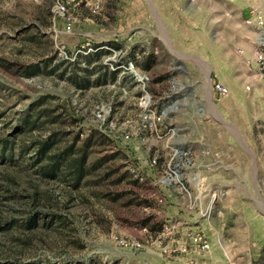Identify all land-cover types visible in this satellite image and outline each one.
<instances>
[{"label":"rangeland","instance_id":"rangeland-1","mask_svg":"<svg viewBox=\"0 0 264 264\" xmlns=\"http://www.w3.org/2000/svg\"><path fill=\"white\" fill-rule=\"evenodd\" d=\"M232 1L212 0L227 8ZM57 2L69 15L54 12ZM208 3L0 0V264H212L211 252L180 249L197 232L187 221L209 206L213 192L216 229L199 233L215 244L221 264H264V87L254 89L245 76L257 47L234 50L242 70H222L229 92L217 102L213 76L208 85L198 82L202 71L195 64L204 68L206 53L221 60L219 49L235 43L225 45L210 32L216 24L207 20ZM96 46L106 72H119L105 84L78 89L71 63ZM150 54L153 65L144 69ZM35 64L39 73H23ZM142 96L160 133H145L144 144L137 136ZM48 137L55 143L40 155ZM66 149L69 158L55 176L46 175ZM83 152L84 175L77 180L74 161ZM152 158L158 170L148 165ZM169 163L190 189V198L179 197L184 217L158 201L153 181ZM135 165L144 182L129 171ZM195 178L202 179L199 190ZM190 200L195 209L187 208ZM120 239L141 246H123Z\"/></svg>","mask_w":264,"mask_h":264},{"label":"built area","instance_id":"built-area-1","mask_svg":"<svg viewBox=\"0 0 264 264\" xmlns=\"http://www.w3.org/2000/svg\"><path fill=\"white\" fill-rule=\"evenodd\" d=\"M54 12L61 16L69 15L66 5L61 2H57L54 5ZM66 21H67L66 29L67 31H70L71 22H70L69 16L67 17ZM244 23L246 25H250L254 27L258 33V45L256 46L257 48L253 54V58L248 61V64L251 65V62L255 64L257 75L261 79V81L264 83V12L258 7H255V6L250 7L247 13V16L244 18ZM132 67H133V64L129 62L128 68L132 69ZM143 79L145 80L147 79L146 75H141V78L138 80L141 81ZM211 89H212V94L213 93L215 94L216 101H221L229 92L228 87L224 83L218 80L213 81L211 83ZM140 104L142 108V115H141L140 124L137 127L138 129L137 136H138V139L142 141V144H144L146 142L145 140H147L145 133L155 135L156 137H160V133L158 131L159 128L154 118L155 112H153L149 108L150 103L146 99V96L141 97ZM96 116L102 120L104 118L102 111H98ZM129 136H130L129 133L127 132L124 135V138L128 139ZM184 152L186 153V150L183 149L180 151H175L174 153L182 154ZM148 165L152 167V169L158 170V162L156 158L149 159ZM129 171L136 178V180L140 182H144V177L140 173H137L139 171L138 166L135 165V167H133ZM162 171L163 173L160 176H158L157 179L153 181L154 185L158 187H165V188H171L173 186H176L178 193L180 194L181 197H183V199L188 198V197L190 198V189L187 184L188 182L186 183L182 179V177L179 176L178 174L179 171L176 165H170L169 163L166 165V167H164ZM195 182H196V185L198 186L197 190L201 189L202 179L195 178ZM199 194H202L201 191H199ZM198 196L199 195H197V198L200 199ZM216 196L217 194L215 192L211 193V195H209L210 197L209 206H205L204 208H202V210L200 207L199 211L196 214V218L205 221L207 225H210V216H211L213 204L216 201ZM158 197H159L158 201L160 203H163L165 200L164 196L158 195ZM186 206L189 210H191V209H195L196 206H198V204L190 200ZM194 231H197V232L189 236L188 242L182 245V248L180 250L187 251L189 249L192 252L197 251V252L209 253L211 251V244L203 233H199L200 231H202L201 228H195ZM118 243L123 246L130 245L131 247H134V248H138L141 246V243L136 239H129V240L120 239ZM246 264H256V263L253 261H249Z\"/></svg>","mask_w":264,"mask_h":264},{"label":"crops","instance_id":"crops-1","mask_svg":"<svg viewBox=\"0 0 264 264\" xmlns=\"http://www.w3.org/2000/svg\"><path fill=\"white\" fill-rule=\"evenodd\" d=\"M258 7L264 12V0H233L231 3V6L229 8L227 7H222L220 4L212 2V0H209V3L207 6L208 9H204V11L208 10V22L209 20L211 21V24H216V27L210 26L209 30L210 32L216 33V38L218 41L223 40L226 45V40L230 41L233 40L235 45L234 48H228L227 45L225 48L219 49L217 56L222 58L221 60L218 59H213L210 60V55L206 53V58L204 57V60H207L206 64L204 63L203 66L204 68H201L202 63H199L200 65H196L197 69L202 72H200V77L201 79L198 80V82H206L207 84V76L210 78V76H213V80L216 81H224L225 83H229L230 79L222 73L223 69H228L229 70H239L241 72L242 70V61L241 57H237L236 53L234 50L238 48H243V45L245 44L248 47V53L249 51V46H253L255 48L258 45V33L256 29L250 25H246L244 23V18L247 16V13L249 11L250 7ZM207 23V22H206ZM229 31L230 35H232V38H228V36L225 35ZM205 36V35H204ZM207 37V35H206ZM220 38V39H219ZM253 56V52L250 53V56ZM230 57V59H226V57ZM252 59V57H251ZM200 66V68H199ZM246 71L248 73L245 75L246 78L250 79L249 82L251 86L254 89H258L257 86H262L264 87V83L261 81V79L258 78L257 75V70L256 66L253 62H251V65L246 62ZM242 76V75H240ZM255 77V78H254ZM241 78V77H240ZM258 78V79H256ZM208 85V84H207ZM250 88V87H249ZM248 88V89H249ZM212 97L215 99V94H212ZM215 101V100H214ZM216 102V101H215ZM219 102V101H217ZM172 188V189H171ZM171 188H165V187H160L159 188V195L164 196L165 202L162 206L163 209H166L167 211H170L171 213L175 214L178 217L183 216V214H179V201H180V194H176L177 196H173V193H176L175 190H173V187ZM182 198V197H181ZM183 211V210H182ZM196 216V215H195ZM184 217V216H183ZM188 225L190 224V228L195 230V228H201L204 230V232H208L209 229H213V227L216 226L215 224L207 225L205 221L201 219H197L196 217L190 218V220L187 221ZM214 229V230H215ZM211 244V243H210ZM211 255H212V264H221L223 263L221 255H219L218 251L216 250L215 244L212 242L211 244Z\"/></svg>","mask_w":264,"mask_h":264},{"label":"trees","instance_id":"trees-1","mask_svg":"<svg viewBox=\"0 0 264 264\" xmlns=\"http://www.w3.org/2000/svg\"><path fill=\"white\" fill-rule=\"evenodd\" d=\"M105 53H109L108 51H105ZM103 51L101 49H98V46L94 47V51L93 52H87L86 54L82 55L79 53H76L75 55V59L73 61L74 65V69H73V75L71 76L72 78V82L75 85L76 88L78 89H86L89 86H91L92 84H96V85H102L105 84L107 82V77L110 78V80H114L116 79V74L119 72V69L116 68L112 71L106 72V65L102 64V61L100 60L101 56H102ZM79 57H82L85 59V64L86 67H81L78 64H80L79 61ZM145 62L143 65L144 69H150L151 66L153 65V55H148L145 58ZM95 61L97 62L95 65H93L91 68L89 67L90 64ZM42 67H40L38 64H35L33 66H31L30 68H26L23 69V73L27 76H33L36 75L37 73H39L41 71ZM78 69V70H76ZM79 71H82V75H79ZM94 72H99L98 76L91 80L90 79V75L94 74ZM55 141H52L50 137H48L46 140L42 141L40 146H39V154H43L46 155V153L53 147ZM72 151V150H71ZM69 149H66L65 151L62 150V155L58 154L56 156V158L54 159V164H53V168L50 170L49 176H55V173L58 171L59 167H60V162L61 160H67L70 156L71 152ZM86 152H83L81 157L79 159H77L76 161H73L76 163L75 165V172H77L76 174V179L79 180L81 176L84 175L83 172V166L81 165L84 161ZM42 159V158H41ZM68 162V161H67ZM71 161H69L70 164Z\"/></svg>","mask_w":264,"mask_h":264},{"label":"water","instance_id":"water-1","mask_svg":"<svg viewBox=\"0 0 264 264\" xmlns=\"http://www.w3.org/2000/svg\"><path fill=\"white\" fill-rule=\"evenodd\" d=\"M134 76H135L137 79H139L138 76H137V73H135V72H134Z\"/></svg>","mask_w":264,"mask_h":264},{"label":"bare ground","instance_id":"bare-ground-1","mask_svg":"<svg viewBox=\"0 0 264 264\" xmlns=\"http://www.w3.org/2000/svg\"><path fill=\"white\" fill-rule=\"evenodd\" d=\"M137 76H138V73H137ZM138 78H139V77H138ZM140 78H141V77H140ZM140 78H139V79H140Z\"/></svg>","mask_w":264,"mask_h":264}]
</instances>
